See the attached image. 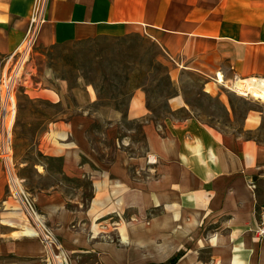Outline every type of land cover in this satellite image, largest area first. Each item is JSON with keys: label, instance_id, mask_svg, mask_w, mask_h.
<instances>
[{"label": "crops", "instance_id": "obj_1", "mask_svg": "<svg viewBox=\"0 0 264 264\" xmlns=\"http://www.w3.org/2000/svg\"><path fill=\"white\" fill-rule=\"evenodd\" d=\"M32 5L0 0V63L20 46ZM45 20L41 46L145 29L173 60L225 77L264 79V0H48ZM73 91L76 107L94 103L88 90ZM38 94L55 105L62 100L44 88ZM106 110L97 116L120 119ZM146 112L136 92L126 119ZM66 116L49 132L66 128ZM142 133L145 157L119 151L105 172H90L94 196L86 211L46 195L44 218L69 264H165L174 257V264H264V236L252 231L264 205V144L217 132L193 117L146 122ZM57 143L65 146L59 151L68 148ZM72 147L62 149V174L84 177L89 169ZM150 157L155 162L148 163ZM4 189L0 161V203ZM4 233L0 258L10 251L13 262L35 264L37 245L5 243Z\"/></svg>", "mask_w": 264, "mask_h": 264}, {"label": "rangeland", "instance_id": "obj_2", "mask_svg": "<svg viewBox=\"0 0 264 264\" xmlns=\"http://www.w3.org/2000/svg\"><path fill=\"white\" fill-rule=\"evenodd\" d=\"M47 4L48 0L45 11ZM6 58L0 63V79L3 71L7 77L12 73L13 62L6 64ZM213 72L171 59L145 29L119 37H95L51 46H41L36 41L13 83L15 114L9 127H12L16 174L23 180L24 190L43 220L48 193L65 200L69 209L86 211L94 196L90 172H105L119 151L132 157H145L142 126L146 122L161 124L167 117H193L217 132L241 135L247 141L264 144V102L250 95H239L233 86L237 78L252 77L222 75V83H217L219 72ZM76 87L93 94L94 103L76 107L73 96ZM43 88L58 95L61 102L55 105L37 99ZM136 92L142 94L147 112L141 119L127 120L129 102ZM177 100L182 104L180 107ZM99 109L103 113L106 109L115 110L121 117L116 122L102 120L97 116ZM62 114L67 115L66 128L49 132L50 124ZM64 133L67 138L60 141ZM43 135L46 138L42 141ZM44 141L48 146L46 152ZM56 141L78 149L80 163L87 164L89 169L84 177L62 174L61 153L68 148L59 151L65 146ZM3 178L5 196L0 203V227H3L0 231L5 233L2 239L5 243L33 241L38 248L35 264H47L50 255L41 238L17 234L18 225L29 223L20 202L11 196L4 171ZM249 189L254 190L255 185L249 183ZM263 209L264 205L259 215ZM45 223L49 227L46 220ZM13 258L16 257L8 251L0 263L25 264L13 262Z\"/></svg>", "mask_w": 264, "mask_h": 264}, {"label": "built area", "instance_id": "obj_3", "mask_svg": "<svg viewBox=\"0 0 264 264\" xmlns=\"http://www.w3.org/2000/svg\"><path fill=\"white\" fill-rule=\"evenodd\" d=\"M47 0H33L32 12L30 19L25 31L24 38L20 46L12 54L8 55L5 59V63L9 64L13 62V69L10 76H4V71L2 72L0 82V102H1V142H0V160L4 174L8 180V189L11 196L17 199L22 207V211L27 218L28 222L31 223V227L36 230H40V237L46 252L50 255L47 259V264H57L55 262L56 258L62 256L65 259V264H69V259L67 253L64 251L62 245L58 241L57 237L53 234L50 228L46 225L45 220H43L40 215L36 204L31 199L29 194L24 190L23 180L19 178L15 171V165L12 160V149H11V128L12 120L15 114L14 103L10 101L13 97L14 100V86L16 83V78L18 73L24 66L26 60L31 53V50L38 39V34L41 30V26L44 23V7L46 6ZM0 79V80H1ZM9 101V102H8ZM9 107V111L7 110ZM13 108V112L12 111ZM12 113V114H11ZM7 115L9 117H7ZM12 116V117H11ZM6 118V120H5ZM9 118L11 121L9 122ZM5 121V123H4ZM147 162H150L148 159ZM254 233L258 237L264 236V209L259 215V220L256 222L254 227Z\"/></svg>", "mask_w": 264, "mask_h": 264}, {"label": "bare ground", "instance_id": "obj_4", "mask_svg": "<svg viewBox=\"0 0 264 264\" xmlns=\"http://www.w3.org/2000/svg\"><path fill=\"white\" fill-rule=\"evenodd\" d=\"M222 75L220 73H218L217 75V83H222ZM233 86L234 89L237 90L239 95H243V96H252L255 99H258L260 101L264 102V79L263 78H245V79H239L237 78L234 82H233ZM10 101H12V103H14L13 97L10 99ZM9 102V101H8ZM7 110L9 111V107H7ZM13 108H12V111ZM12 114V113H11ZM7 117H9L7 115ZM12 117V116H11ZM6 120V118H5ZM9 122L11 121V119L9 118L8 120ZM5 123V121H4ZM150 162H155V160L152 158H150ZM20 230L17 231V234L19 236H28V237H33L36 238L39 234H40V230H36L33 227H31V225H18L17 226ZM55 262L57 264H65V259L60 256L58 258H56Z\"/></svg>", "mask_w": 264, "mask_h": 264}, {"label": "trees", "instance_id": "obj_5", "mask_svg": "<svg viewBox=\"0 0 264 264\" xmlns=\"http://www.w3.org/2000/svg\"><path fill=\"white\" fill-rule=\"evenodd\" d=\"M176 260H177V257H174V258H172L171 260H169L167 263H165V264H174L175 262H176Z\"/></svg>", "mask_w": 264, "mask_h": 264}]
</instances>
